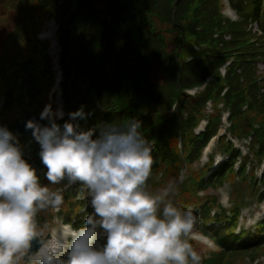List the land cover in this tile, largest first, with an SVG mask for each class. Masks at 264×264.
Segmentation results:
<instances>
[{"label":"trees","instance_id":"16d2710c","mask_svg":"<svg viewBox=\"0 0 264 264\" xmlns=\"http://www.w3.org/2000/svg\"><path fill=\"white\" fill-rule=\"evenodd\" d=\"M228 2L237 22L222 16L221 0H0V124L8 127L12 120L36 115L48 104L42 97L55 74L48 43L38 41L36 35L45 20L52 18L57 27L61 99L66 114L81 105L86 113L91 112L86 120L76 121L81 130L99 122L119 124L131 117L141 120L153 158L146 185L166 184L178 174L183 159L187 163L196 160L206 140L216 132L217 109L206 131L193 133L205 101L223 104L230 112L231 132L240 138L252 130L251 110L264 118V93L260 95L264 81H258L254 67L258 55L264 57V0ZM249 19L263 32L258 46L250 43ZM224 35L230 39L223 41ZM25 59L35 62L20 67ZM225 62L229 65L221 77L219 68ZM206 78V88L199 96L183 95L185 89L202 84ZM68 118L66 115L61 125ZM253 137V147L260 156L264 127L254 131ZM179 140L183 156L177 147ZM31 152L46 170L34 145ZM227 152L230 162L225 167H231L237 152L230 147ZM39 178L52 189L44 173ZM203 182L195 176L188 188L184 184L180 187L179 193H188L180 209L195 198V190ZM75 192L69 188L63 193L58 216L67 223H72L80 205L73 201ZM50 209H46L48 217ZM36 217L41 220L45 215L37 213ZM207 217L206 210L200 212L203 232L223 252L206 264H231L242 252L264 244L261 233L247 235L243 241L233 236L232 230L219 234L213 226L208 227ZM84 222L72 224L80 228Z\"/></svg>","mask_w":264,"mask_h":264},{"label":"clouds","instance_id":"9594fccd","mask_svg":"<svg viewBox=\"0 0 264 264\" xmlns=\"http://www.w3.org/2000/svg\"><path fill=\"white\" fill-rule=\"evenodd\" d=\"M63 115L46 104L25 128L39 144L49 184L79 182L92 214L80 228L61 220L55 239L41 244L31 264H201L186 239L196 219L192 210L146 190L153 158L142 121L131 117L81 130L76 121L91 115L84 105L58 124ZM63 202L62 191L40 182L16 136L0 124V264L27 261L38 211L59 210Z\"/></svg>","mask_w":264,"mask_h":264},{"label":"rangeland","instance_id":"374dc122","mask_svg":"<svg viewBox=\"0 0 264 264\" xmlns=\"http://www.w3.org/2000/svg\"><path fill=\"white\" fill-rule=\"evenodd\" d=\"M49 23H51V22H49ZM48 23V24H49ZM46 28H47V24L44 26V29L41 31V33L39 34V35H41L42 37H43V35H44V32H45V30H46ZM55 28V27H54ZM43 34V35H42ZM251 36H250V43H252L254 46H258L259 45V43L261 42L260 40V38H261V36L263 35L262 34V32L260 31L259 33H257V34H254V33H252L251 32ZM38 35V36H39ZM55 38V37H54ZM43 40H46V42H50L51 41V39L49 40V39H43ZM55 40V39H54ZM52 42H50V44H51ZM53 43H54V41H53ZM53 43H52V45H53ZM52 47V46H51ZM50 47V49H49V54H50V56L52 57V58H55L56 59V56H57V52H58V49L56 48V46H55V48H54V51H52V48ZM56 50V51H55ZM54 52V53H53ZM258 52H260V50L258 49ZM264 57L261 55V54H259L258 55V58L257 59H259V60H262ZM55 65H56V60H55ZM56 70H57V68H56ZM54 88H55V86H54ZM56 90H57V88H56ZM48 98H50V96H47ZM221 146H223V141L221 142ZM206 161H207V158H202L201 159V162H200V164H198L197 166H196V168H198V167H201L204 163H206ZM191 168H192V166H191ZM205 173V171H200L198 174H197V176L198 177H200L202 174H204ZM240 177H242V175H240ZM218 179L220 180V184H221V186L222 187H225L226 186V184H228V183H234L233 182V179H234V173L232 172V170H231V168H229V167H225V168H222V170H221V172H220V174H219V176H218ZM178 181L177 180H172V184H173V186H174V192H173V195H172V198L175 200V202H176V205H177V207L178 208H181V204H182V202L185 200V199H187V197H188V193H179V189H180V185H178ZM184 184V183H183ZM236 186H235V190H242L241 188H240V183L238 182H236ZM185 185V184H184ZM170 190V189H169ZM151 191H155V189L153 188V189H151ZM166 192H168V191H160L159 192V195H162V194H165ZM222 192H224V193H226V194H228L229 195V192L227 191V190H221V191H218V192H213V191H209L208 193L210 194V195H214V196H216L217 197V201H216V203L219 201V203H220V195H221V193ZM195 193H196V190H195ZM221 204V203H220ZM235 221H236V218H233ZM236 224H237V222H236ZM264 226V225H263ZM50 228L51 229H55V230H57V228H56V225H55V223L52 225V226H50ZM250 228H253V227H250ZM248 230V229H247ZM246 230V231H247ZM192 237V235H189V237H187L186 239H188V241H190V240H193L194 242H191L192 244V247H193V249L201 256V258L202 257H204V255L207 253V251L209 250L206 246H205V244L202 242V241H200V240H195L194 238H191ZM195 242H197V243H195ZM245 263H247V261L245 262ZM248 264H251V263H248ZM257 264H264V257H262V258H260V259H258L257 260Z\"/></svg>","mask_w":264,"mask_h":264},{"label":"water","instance_id":"95a60500","mask_svg":"<svg viewBox=\"0 0 264 264\" xmlns=\"http://www.w3.org/2000/svg\"><path fill=\"white\" fill-rule=\"evenodd\" d=\"M30 119L39 120V117H26L23 119H18L10 125V129L12 130L13 133L24 134V135L32 137L31 130L30 129L26 130V128H25L26 121H28ZM40 122L42 124L45 123V121H40ZM61 183L66 184L67 182H61ZM35 241L37 243H35ZM41 243H42V241L34 240L32 243L31 249L29 250V253L33 254L39 248Z\"/></svg>","mask_w":264,"mask_h":264},{"label":"bare ground","instance_id":"6f19581e","mask_svg":"<svg viewBox=\"0 0 264 264\" xmlns=\"http://www.w3.org/2000/svg\"><path fill=\"white\" fill-rule=\"evenodd\" d=\"M54 32H55L54 26L52 25V23H49L47 25V29H46V31L44 33V37L45 38H49L52 41L53 40ZM52 50H54V47H52Z\"/></svg>","mask_w":264,"mask_h":264},{"label":"snow or ice","instance_id":"6c2138e0","mask_svg":"<svg viewBox=\"0 0 264 264\" xmlns=\"http://www.w3.org/2000/svg\"><path fill=\"white\" fill-rule=\"evenodd\" d=\"M35 243H37V242L35 241Z\"/></svg>","mask_w":264,"mask_h":264}]
</instances>
